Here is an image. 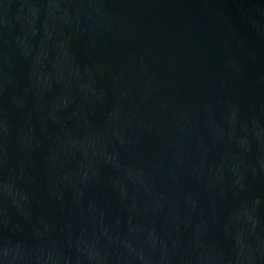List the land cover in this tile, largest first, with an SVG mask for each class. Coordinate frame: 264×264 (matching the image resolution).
Masks as SVG:
<instances>
[{
    "label": "water",
    "instance_id": "95a60500",
    "mask_svg": "<svg viewBox=\"0 0 264 264\" xmlns=\"http://www.w3.org/2000/svg\"><path fill=\"white\" fill-rule=\"evenodd\" d=\"M0 264H264V0H0Z\"/></svg>",
    "mask_w": 264,
    "mask_h": 264
}]
</instances>
